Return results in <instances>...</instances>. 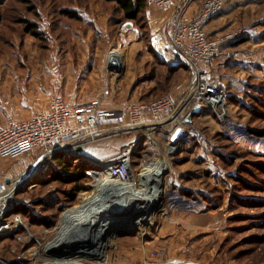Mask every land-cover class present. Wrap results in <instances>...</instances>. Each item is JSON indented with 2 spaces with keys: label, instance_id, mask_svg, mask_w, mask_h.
<instances>
[{
  "label": "rangeland",
  "instance_id": "rangeland-1",
  "mask_svg": "<svg viewBox=\"0 0 264 264\" xmlns=\"http://www.w3.org/2000/svg\"><path fill=\"white\" fill-rule=\"evenodd\" d=\"M68 9L82 19L66 17ZM0 15V94L18 104L47 106L61 95L70 106L118 111L164 96L180 103L191 87L188 69L172 68L155 52V35L166 25L154 32L146 18L126 20L115 3L0 0ZM219 17L205 31L221 41L209 70L227 91L223 107L204 109L190 123L159 126L145 138L101 126L85 158L38 161L36 152L0 160V185L12 201L5 218L23 225L0 237V264L78 259L75 248L44 246L67 209L102 198L112 160L129 148L133 188L159 198L125 224L92 229L82 264H140L154 251L203 264H264V0H240L230 16ZM24 20L40 37L26 32ZM244 27H256L259 36L235 38Z\"/></svg>",
  "mask_w": 264,
  "mask_h": 264
},
{
  "label": "built area",
  "instance_id": "built-area-1",
  "mask_svg": "<svg viewBox=\"0 0 264 264\" xmlns=\"http://www.w3.org/2000/svg\"><path fill=\"white\" fill-rule=\"evenodd\" d=\"M194 1L146 0L150 7L172 11L165 23L167 31L165 28L164 32L155 35L154 47L156 54L164 62L183 66L191 74V87L186 98L180 103L171 96H164L150 103L129 104L118 111H107L96 103L70 106L64 97L56 95L51 100L47 112H38L26 119L8 116L6 122L0 124V159L20 160L25 155L36 152L40 154L38 161H52L57 157L78 156L80 153L82 158H85V145L97 139L101 126L111 125L107 130L110 132H142L145 138L159 126L182 125L196 106H201L202 110H218L223 107L227 91L209 70L219 54L221 41L209 39L205 28L224 11L229 0H206L190 13ZM259 34L256 27H244L239 29L234 37L252 38ZM78 148H81V151H78ZM131 158L132 148H129L113 159L115 162L107 172L109 176L119 181L128 180V161H132ZM0 198L6 199L4 202L7 203L9 201L8 204L0 206L2 237L6 234L1 232L2 228L13 227L15 219L8 221L5 218L12 202L6 188H0ZM19 226H23L22 223ZM19 226L8 231V235L15 232ZM150 256L140 264H203L185 258H165L156 251Z\"/></svg>",
  "mask_w": 264,
  "mask_h": 264
},
{
  "label": "bare ground",
  "instance_id": "bare-ground-1",
  "mask_svg": "<svg viewBox=\"0 0 264 264\" xmlns=\"http://www.w3.org/2000/svg\"><path fill=\"white\" fill-rule=\"evenodd\" d=\"M124 162L126 163L127 161ZM131 176V169H128L126 178L128 180L126 181H119L117 179L113 181L115 180L114 177L106 176L102 179L103 186L101 190L103 189L104 192L100 200L95 201L96 199H91L85 201L73 209H67L62 214V220L57 225L53 240L44 246L45 252H54L60 247L65 248V250L75 248L80 257L78 259L61 258L49 264H82L81 257L87 251V249L84 248L90 246L88 243L90 241L88 239L91 237L90 233L92 229L95 230L96 227H103L104 229L110 230L113 226L125 224L129 222L134 215H138L142 212V206L151 202H156L159 198L158 195L147 193L146 190L138 191L133 188L135 186V181H133ZM14 183L15 182H13V184ZM135 187L137 188V186ZM95 203H98V206ZM117 205L122 207L116 209L115 207ZM101 207L103 208L101 209ZM20 224V220L17 219L13 222V227H3L2 232L7 234L8 231L16 229L17 225L19 226ZM30 230L32 232L36 229L33 228ZM36 236L37 240H39V236L41 235ZM29 255L34 257L37 254L32 252L28 254V256Z\"/></svg>",
  "mask_w": 264,
  "mask_h": 264
},
{
  "label": "crops",
  "instance_id": "crops-1",
  "mask_svg": "<svg viewBox=\"0 0 264 264\" xmlns=\"http://www.w3.org/2000/svg\"><path fill=\"white\" fill-rule=\"evenodd\" d=\"M239 4H240V0H230V2H228L226 4L224 11L219 15V16H221L219 18L221 19L222 17L230 16L232 14V12L234 11L235 6H238ZM198 6L199 5L194 3L191 6V9H190L191 12L190 13L194 12ZM166 11H168V12H166ZM166 11L161 12V11H155L154 9H152L150 7L147 8L148 26L152 27L151 29L154 32L160 31V29H162L163 26H165V23L168 19L167 15L171 14L170 10H166ZM211 22L209 23V25L211 24ZM222 86H224V85L222 84ZM0 97L2 98L1 99L2 105L0 107V124H4L6 122V119L8 116H13V117H16L19 119H26V118L31 117L35 113L47 112L49 110L50 104L47 106H42V107L36 103L33 104V101H25L21 104L20 103L18 104L15 102L16 101L15 98H9V97L7 98V94L5 93V91H3L0 94ZM88 157H91V156H88ZM0 160H6V159H0Z\"/></svg>",
  "mask_w": 264,
  "mask_h": 264
},
{
  "label": "trees",
  "instance_id": "trees-1",
  "mask_svg": "<svg viewBox=\"0 0 264 264\" xmlns=\"http://www.w3.org/2000/svg\"><path fill=\"white\" fill-rule=\"evenodd\" d=\"M109 2L115 3L121 13L123 14L124 18L129 21H144L145 19V27L148 26V21H147V8L150 7L148 6L146 0H107ZM78 11H73L68 9V11H64L63 14L68 17L71 20L75 21H80L82 19L81 15L77 13ZM2 17V15H0ZM23 23L26 24V32L31 34L34 37H40V34L35 30L36 25H33L30 22L27 21H22ZM172 68H176L177 70L180 68L177 65H171ZM170 67V69H171ZM62 158L57 157V159ZM40 222V221H39Z\"/></svg>",
  "mask_w": 264,
  "mask_h": 264
},
{
  "label": "water",
  "instance_id": "water-1",
  "mask_svg": "<svg viewBox=\"0 0 264 264\" xmlns=\"http://www.w3.org/2000/svg\"><path fill=\"white\" fill-rule=\"evenodd\" d=\"M202 112V108L201 106H196L193 111L186 117V123H190L191 122V118L193 116H198L200 113ZM180 132H182V130L178 131V135L180 134ZM78 151H81V148L77 149ZM122 206L117 205L115 208L116 209H120Z\"/></svg>",
  "mask_w": 264,
  "mask_h": 264
}]
</instances>
